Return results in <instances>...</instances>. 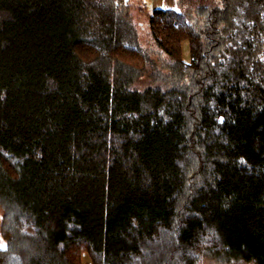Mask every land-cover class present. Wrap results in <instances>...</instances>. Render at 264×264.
<instances>
[{
	"label": "trees",
	"instance_id": "16d2710c",
	"mask_svg": "<svg viewBox=\"0 0 264 264\" xmlns=\"http://www.w3.org/2000/svg\"><path fill=\"white\" fill-rule=\"evenodd\" d=\"M180 4L0 0V264H264V0Z\"/></svg>",
	"mask_w": 264,
	"mask_h": 264
},
{
	"label": "rangeland",
	"instance_id": "374dc122",
	"mask_svg": "<svg viewBox=\"0 0 264 264\" xmlns=\"http://www.w3.org/2000/svg\"><path fill=\"white\" fill-rule=\"evenodd\" d=\"M181 2V0H180ZM178 4V10L180 11H188L189 9L187 8V6H183L182 4ZM132 7L136 8V10L139 8L137 6H133ZM135 19L137 20L138 23L141 22V24H143V27L139 28V34H140V41L143 45V47L147 48L148 50H150L153 53V57L158 59V57L160 56V51L156 48V46L154 45L151 36L149 34V31L146 28V24H147V20H146V14L145 13H140L138 11L133 13ZM182 56H183V60L185 63H190L191 62V53H190V46H189V42H184L182 45ZM1 242V240H0ZM6 247V244L1 242L0 243V248L4 249ZM202 264H221L218 261H212V260H204L202 262ZM226 264H235L233 262L231 263H226Z\"/></svg>",
	"mask_w": 264,
	"mask_h": 264
},
{
	"label": "crops",
	"instance_id": "0c3cea01",
	"mask_svg": "<svg viewBox=\"0 0 264 264\" xmlns=\"http://www.w3.org/2000/svg\"><path fill=\"white\" fill-rule=\"evenodd\" d=\"M131 5L142 8L146 14H151L155 10H175L178 8L180 0H125ZM1 243V242H0Z\"/></svg>",
	"mask_w": 264,
	"mask_h": 264
}]
</instances>
